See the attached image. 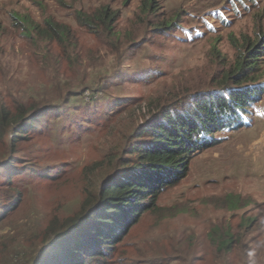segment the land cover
Listing matches in <instances>:
<instances>
[{
	"label": "rangeland",
	"instance_id": "obj_1",
	"mask_svg": "<svg viewBox=\"0 0 264 264\" xmlns=\"http://www.w3.org/2000/svg\"><path fill=\"white\" fill-rule=\"evenodd\" d=\"M144 1L0 0V105L39 106L60 88L80 91L69 98L75 106L38 110L0 138V166L9 157L0 169V230L17 235L0 238V264H25L52 221L74 215L86 193L117 179L134 159L147 120L169 99L177 107L203 89L192 74L234 60L231 37L256 43L264 35V0H155L151 17L141 10ZM104 4L119 11L115 28L135 47L121 57L76 20L78 11ZM16 13L69 25L79 54L61 60L58 49L49 53L35 34H24ZM258 71L264 86V69ZM246 108L247 130L216 132L219 143L192 158L185 178L161 189L157 210L143 213L107 264H243L247 257L264 264V88ZM53 170L65 175L56 181ZM22 189L27 197L14 211ZM249 218L257 223L248 233ZM216 227L241 236L228 258L211 237Z\"/></svg>",
	"mask_w": 264,
	"mask_h": 264
},
{
	"label": "trees",
	"instance_id": "obj_2",
	"mask_svg": "<svg viewBox=\"0 0 264 264\" xmlns=\"http://www.w3.org/2000/svg\"><path fill=\"white\" fill-rule=\"evenodd\" d=\"M141 10L144 15L147 13V17L156 16L158 4L155 0H145ZM118 15V10L104 4L93 12L78 11L76 20L97 34L109 54L121 57L124 50L131 52L135 47H130L125 35L116 30ZM15 19L23 26L24 34L29 38L35 34L49 53L58 49L57 55L61 60L68 59L73 53L79 54V42L69 25L52 17L45 19L42 25L30 16L18 13ZM156 30L160 32V27ZM252 39L249 36L231 37L235 58L229 65L197 69L192 76L198 86L204 84L203 89L182 97L190 96L191 99L187 103L179 101L177 107L173 104L177 99H169L165 108L150 117L141 129L142 141L134 148L131 163L124 165L117 179L86 193L80 211L68 218L52 221L42 234L40 248L29 256L25 264H107L115 246L143 213L157 210L161 189L185 178L192 158L203 149L219 143L216 132L247 130V125L242 126L248 111L246 106L259 102L264 88L261 81L263 72L258 71L264 69V35L259 34L256 43ZM214 51L217 57L221 56L217 46ZM79 94L78 89L67 93L60 88L58 96L43 105L29 106L24 100L16 101L12 107L1 104L0 138L8 135V139L12 132H17L16 128L22 121L33 119L38 110L45 112L61 105L75 106L68 101ZM77 99L75 104L79 97ZM8 160L9 157L4 164ZM28 172L34 174L35 169ZM52 172L57 174L56 181L65 175L56 170ZM26 197L27 193L22 189L14 211L20 208ZM247 221L245 228L249 233L255 229L257 220L249 218ZM13 231L1 229L0 238H10ZM16 236L14 233V238ZM188 236L187 245L191 251L195 243L193 235ZM211 237L217 240L216 246L220 251H225L224 258L233 253L235 245L240 244L237 240L241 239V236L229 238L219 227L211 231ZM244 249H249V246ZM13 264L20 263L15 261ZM243 264L255 263L252 257H247Z\"/></svg>",
	"mask_w": 264,
	"mask_h": 264
}]
</instances>
